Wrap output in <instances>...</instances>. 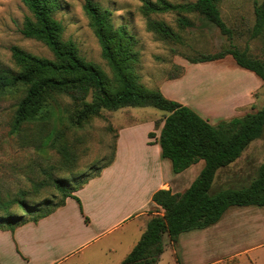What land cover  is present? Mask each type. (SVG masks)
<instances>
[{
	"label": "trees",
	"instance_id": "obj_1",
	"mask_svg": "<svg viewBox=\"0 0 264 264\" xmlns=\"http://www.w3.org/2000/svg\"><path fill=\"white\" fill-rule=\"evenodd\" d=\"M21 1L29 14L24 17L20 32L26 38L42 42L52 56L36 55L17 45L10 47L14 68H0V98L7 95L12 99V131L19 132L27 124H33L41 132L46 131L55 116L61 121L66 120L72 127H82L103 109L153 106L165 113L158 143L161 156L170 161L172 171L179 173L203 161L201 170L183 191L173 192L166 186L153 192L151 199L155 208L162 211L157 210L150 216L140 238L120 264H157L164 251L165 234L175 246L181 233L216 223L231 206L264 205V160L248 184L238 188L213 189L217 171L234 162L251 141L263 135L264 106L212 124L188 105L167 98L160 89L148 88L139 81L136 72L140 61L138 39L126 25L113 23L108 8L93 0L83 3V10L110 74L98 64L85 59L75 41L64 38L63 22L56 17L61 8L59 0ZM220 1L187 0L173 3L169 0H143L140 12L146 17L148 31L159 39L176 43L182 40L180 33L164 20L152 18V14L175 12L177 27L181 31L194 25L187 14L199 16L215 25L229 39L228 45L217 52L201 54L192 62L215 61L230 55L236 65L253 72L264 82V0L255 4V21L250 31V37L260 42V56H254L246 48L240 49L232 42L234 33L221 17ZM173 78L176 77H169ZM65 98L69 99L68 104ZM60 111L65 115H58ZM154 136V131L148 132L149 138ZM44 138L49 140L50 147L59 155L56 165L42 169L59 197L53 194L39 202L29 203L21 190L23 194L10 202L24 211H10L8 205L2 203V230H14L25 223L37 222L63 206L68 197L74 198L82 211L81 201L74 192L89 179L98 176L115 156L114 150L103 163L95 161L87 172L74 173L71 169L77 158L76 152L69 147L62 130L50 129L39 138L32 133L27 141L35 144L39 140V143H43ZM52 170L71 171L70 179L64 175H54ZM33 184L34 189H39L44 181Z\"/></svg>",
	"mask_w": 264,
	"mask_h": 264
},
{
	"label": "rangeland",
	"instance_id": "obj_2",
	"mask_svg": "<svg viewBox=\"0 0 264 264\" xmlns=\"http://www.w3.org/2000/svg\"><path fill=\"white\" fill-rule=\"evenodd\" d=\"M61 8L56 17L64 25V38H71L78 46L80 54L98 64L110 74L109 66L101 57L96 36L83 10L85 0H59ZM112 13L113 23L123 24L138 39L139 63L136 72L139 81L148 88H158L170 99L193 108L210 123L222 119L241 116L264 106V82L253 72L236 65L230 55L224 58L193 63L201 54L214 53L226 47L229 39L219 29L199 16L187 14L194 25L181 31L177 27L176 13L152 14L162 19L180 33L181 42L163 40L146 28V17L140 12L143 0H93ZM181 3L187 0H169ZM261 0H221L220 14L227 26L233 30L232 42L240 49L246 48L250 54L260 56V42L250 37L255 21L254 7ZM29 14L21 0H0V68H14L10 47L17 45L24 50L45 57H51L49 49L40 41L26 38L20 32L24 17ZM176 77L169 79V77ZM68 104L69 99L65 98ZM14 106L7 95L0 98V212L2 203L10 211H24L10 202L23 194L29 203L39 202L44 197L59 193L48 183L43 168L56 165L59 155L50 147L49 140L42 139L32 144L27 141L30 134L36 138L44 136L50 129H60L69 147L76 152V161L71 169L74 173L87 172L95 161L103 163L116 149L118 130L121 126L134 124V138L137 144L143 141V130L150 126L156 133L165 113L153 106H128L116 110H101L98 116L86 121L82 127H72L58 116L48 124L46 131H39L33 124H27L19 132L12 131ZM65 115L59 112L58 115ZM152 127V128H151ZM41 132V133H37ZM264 160V133L251 141L241 155L216 173L213 189L238 188L246 185L255 176ZM163 165L164 180H175L177 192L187 188L199 173L203 161L175 174L170 161ZM54 175H64L70 179L71 171H55ZM35 181H44L39 189H34ZM181 184V185H180ZM9 202V204H8ZM162 210L151 207L150 215ZM69 211H74L70 207ZM261 219L258 221V218ZM141 222L135 220L134 223ZM9 230V229H7ZM118 234L121 235L120 232ZM164 251L157 264H264V206H231L228 212L214 225L205 229L183 232L179 236V246H173L165 234ZM14 249V248H13ZM10 245L0 247V264H36L35 259H22ZM94 255L87 251L91 260ZM93 264H99L102 257L96 255ZM103 264H115L114 255ZM66 264V263H64Z\"/></svg>",
	"mask_w": 264,
	"mask_h": 264
},
{
	"label": "crops",
	"instance_id": "obj_3",
	"mask_svg": "<svg viewBox=\"0 0 264 264\" xmlns=\"http://www.w3.org/2000/svg\"><path fill=\"white\" fill-rule=\"evenodd\" d=\"M136 123L119 128L112 162L74 192L82 211L76 200L68 197L63 206L37 222L25 223L14 230L0 229V247L9 244L16 255L19 253L22 259L33 257L36 264H93L98 254L102 257L99 264L109 261L111 254L115 256V264H120L146 227L151 216L149 210L155 207L153 192L166 186L177 192L175 180L163 177L162 167L168 164L160 153V128L149 138L152 129L146 127L143 141L137 144ZM70 207L74 211H69ZM227 212L228 209L222 217ZM135 220L141 222L134 223ZM87 251L94 255L93 262L87 259Z\"/></svg>",
	"mask_w": 264,
	"mask_h": 264
}]
</instances>
